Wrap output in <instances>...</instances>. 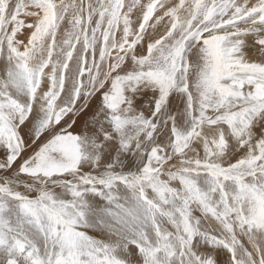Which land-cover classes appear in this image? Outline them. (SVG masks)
<instances>
[{
	"label": "bare ground",
	"instance_id": "obj_1",
	"mask_svg": "<svg viewBox=\"0 0 264 264\" xmlns=\"http://www.w3.org/2000/svg\"><path fill=\"white\" fill-rule=\"evenodd\" d=\"M231 1L0 0V86L6 94L3 98L12 96L10 89H14V95L28 103L24 104L26 108L29 106L18 147L14 149L0 141V172L8 175L18 170L16 165L24 164L29 170H21V178L36 184L47 180L46 176L56 172L60 165L78 167L74 169L80 174L89 169L98 173L95 168L101 165L107 171L119 172L124 180L112 184L106 194L108 201L85 195L71 200L72 207L67 203L80 187L50 186V194L39 199L24 186L11 192L21 201L0 193V264H50L49 260L52 264L57 260L58 264H83L82 260L97 256L113 259L116 264H134L138 259L154 257L152 248L140 245L138 230L149 229L142 227L148 226L149 216L161 220L155 202L146 201V207L139 196L146 193L147 198L151 197L153 190L146 189L155 186H166L182 206L191 205L194 220L201 223L191 241L213 245L216 264H260L264 260L258 255V251L264 255V230L242 226L235 215L232 219L226 216L228 228L227 221L224 224L223 219L205 211V198L201 204L197 202L200 193L211 191V178L196 168L199 158L222 167L232 163L233 158L251 160L256 144L264 147V27H260L264 25V0H236L230 6L231 15L209 28L213 7L229 6ZM247 15L249 18H245ZM234 18L236 25L231 27L228 22ZM257 19L260 23L250 22ZM204 24L206 27L198 34L196 30ZM18 39L22 41L19 46L15 45ZM184 50L191 67L188 76L179 70L175 78L186 77L187 89L169 98L160 97V92L166 90L164 86L170 83L168 74L176 71L173 65L178 64ZM16 67L27 74L30 87H34L28 99L22 78L8 76L18 75ZM4 79H11L7 88L2 85ZM231 79L236 81L232 83ZM201 80H205L204 86ZM210 82L217 87V95L222 94L217 102L221 104L228 96L225 102L231 104L226 103L221 117L211 116V121L203 123L201 117L208 114L205 111L215 107L210 98L213 88L206 86ZM80 90L85 94L83 100ZM199 100L198 121H192ZM73 106L75 114L62 111V121L54 127L57 109ZM160 112L161 125L156 131L163 132L157 146L147 151L149 129L138 134V128L147 126L145 122H157ZM2 113L0 108V119ZM170 116L162 130L164 120ZM10 121L16 125L13 119ZM61 127L69 129L64 132ZM36 135L40 138L34 141ZM141 149L144 152L140 153ZM19 151L26 158L31 156V161H21ZM15 156L11 168L9 163ZM187 170H194L199 176L187 174ZM188 176L195 183L187 181ZM262 179L252 178L249 184L264 195ZM190 186L200 193L185 191ZM220 196L215 195L214 203L221 200ZM54 200L65 210L46 207ZM223 200L232 201L227 203L230 210L233 206L238 208L237 213H244L239 207L242 200L228 195ZM77 201L82 202L81 206L73 209ZM169 203L166 210L171 212L178 203ZM214 208L210 210L219 213ZM74 210L82 216L75 215ZM176 216L173 218L179 217ZM167 218L172 224L163 223L164 230L184 241L183 230L175 231L177 222ZM65 227H71L73 234L65 237ZM239 230L245 231L240 234ZM232 231L236 237H231ZM238 236L243 238L242 249ZM184 252L187 258L194 256L191 250Z\"/></svg>",
	"mask_w": 264,
	"mask_h": 264
},
{
	"label": "rangeland",
	"instance_id": "obj_2",
	"mask_svg": "<svg viewBox=\"0 0 264 264\" xmlns=\"http://www.w3.org/2000/svg\"><path fill=\"white\" fill-rule=\"evenodd\" d=\"M235 1L236 0H232L230 2V4L228 3L229 6H227V4H225L224 6H222L221 4H217L216 6H214L213 7V13H211L213 15V17L211 16L212 19H209L207 26L209 28H213L214 26L216 27V26L220 25L222 21L227 19L231 15L230 6L232 4H234ZM82 12H83V10H82ZM259 17H260V14H257V18H259ZM236 18H234L233 20L228 22L229 25H231V27H234L236 25L235 24V22L237 20ZM245 18H249L248 15L245 16ZM92 19H93V17H92ZM263 19H264V17H263ZM81 21H82V19H80L79 25H80V23L82 24ZM90 21H92L91 18H90ZM250 22L258 24V23H260V20L257 19V20H253V21H250ZM250 22L248 21V23H250ZM204 26L206 27V24L202 25L200 29H197L196 32H198V34L200 32H202L203 29H204L203 28ZM260 27H264V25H262ZM29 28H30V30L32 29L31 25L29 26ZM179 32H180V30H179ZM257 35H259L258 32H257ZM257 35L256 34L254 35L255 38H257ZM21 44H22L21 40L18 39V40L15 41V45L19 46ZM90 44H92V46H93L94 43H90ZM86 52H87V50H84L85 54H86ZM165 52H166V50H165ZM175 54H178V53L176 52ZM188 59L189 58H188L187 51L182 53V55L178 58V60L176 62L178 64L173 65V68H172V69H175L176 71H174L173 75L168 74L169 77L171 76V80L169 81L170 83L167 82L168 83L167 87L164 86V88H166V90H164L163 92H160V97H164L166 95L169 98L170 95H172V94L173 95L174 94H181L187 89L186 77L183 80L182 79L181 80H177L175 77L177 76V73H178L179 70H184L185 71V75L188 76L187 72L190 70V67H191ZM30 65H31V63H30ZM82 66L84 67V61L82 63ZM221 70L223 71V68H221ZM8 76L10 78H12V79L22 78V82L24 84L23 85V87H24L23 90H24V93H25V95H26V97L28 99V97L30 96V93L32 92L34 87H30V84H31L30 81L31 80L28 78L27 74L22 72V71H20L18 69V75L13 76L11 73H9ZM6 81H8V83ZM6 81L4 79V81L2 82V85H4V88L9 87L7 84L11 85V83H10L11 79H6ZM219 81H218V83H219ZM231 81H232V83H234L236 80L231 79ZM4 83H6V84H4ZM204 83H205V80H201L200 81V84L202 86H204ZM218 83H217L216 86H218V88H220L219 87L220 83L219 84ZM191 85H192V83H191ZM206 86H210V88H213V90L210 89V93L212 94L210 98L212 99V101H211L212 106L215 104V107L214 108L210 107V108L207 109V111H205V109H204V111L207 112L208 114L201 117V121H203V123L207 122V121H211L212 119H209V118H211V116L212 117L214 116V118H215V116L216 117H221L222 116L221 112L226 109L227 104L228 105L231 104L230 101H228L229 103L225 102L226 98L228 97L227 95H226L227 97L224 98L225 100L223 99V102L221 100L222 103L219 104L218 103L219 102V98H221L222 94L219 93L217 95V92H218L217 87H215L211 82H210V84H208ZM1 89L2 88L0 86V108H1V113L5 112L6 116L9 117V119L7 117H5V115L2 113V116H1V119H0L1 120V122H0V141L1 142L3 141L1 144L6 143V145L8 147H12V148L15 149L19 145V138H20V134H21L20 133V129H21L22 124H23L22 121H24V119L26 120L28 118V117L25 118V116L29 114L26 111V110H28L29 106H27V108H26L24 104H28V103H25V102L23 103V101L19 98V96L14 95L15 94V90L14 89H10L12 96L4 99L3 96L6 95L5 94V90H3V89L1 90ZM215 90H216V93H215ZM79 96L81 97L82 100L85 98V94H82L81 90L79 92ZM217 97H218V102H217ZM238 100L240 101V99H238ZM166 101H168V100H166ZM82 103H85V102H82ZM200 104H201V100L198 101L197 107H196L195 112H194L195 116L191 117L192 121H193V119L198 121L197 113H198V109L200 108ZM224 104H225V106H223ZM75 106H76V103H75ZM75 106H73V108L67 109V110H66V108H64L61 111H59V109H57V111L55 113V114H57L56 115V122L53 124L54 127H57L58 124L61 123V121H62L61 119L63 117V112L62 111H66L65 114H69V113H73V112H74L73 114H75ZM161 107H162V104L160 106H158L157 113L160 111ZM220 107H222L221 108L222 110L220 109ZM223 108H224V110H223ZM79 112L80 111H78V113ZM154 112H155V110L153 111V114H154ZM161 112L157 116V122H153V123H151V125H148V123L145 122L144 124H147V126L143 125V127L141 129H139L140 127L138 128V131H139L138 134H140L143 131H147L148 129L150 130V131L149 130L147 131L148 133L150 132V135H149V137L147 136V140H146L147 144H145V145H147V151L151 150V146L152 147L157 146L156 144L159 143V138H160L159 136H161L160 133L163 132V131H160L159 133H157V131H156L159 128V126L161 125L159 123L160 122V114H161ZM22 113H23V115L21 116V118H19V116ZM78 113H76V114H78ZM199 116H201V115H199ZM17 117L19 118V120H18ZM171 118H172V116L167 117L164 120V122L162 124L163 125V129L162 130L165 129L167 123L171 120ZM12 119L14 120L16 125H13L11 123L10 120H12ZM10 124H12V125H10ZM68 129L69 128L62 129V127H61L60 130H64V132H65ZM44 131H45V129H44ZM39 135L35 136L36 139L34 141H36L37 139L40 138ZM30 137H33V136H30ZM183 137H185V136H183ZM149 141L150 142L153 141V142L150 144ZM10 142L12 143V146L10 145ZM1 144H0V146H1ZM42 150H40V151H42ZM141 150H140V153L144 152V150H142V151ZM23 151H25V146L24 145H23ZM20 152L21 151H19L18 156L20 157L21 161H26V160L28 162L31 161V159H32L31 156L26 158V157L20 155ZM263 156H264V147L260 146V145L258 146L256 144V152L254 153V157L251 160H248V161L243 160V159H239V158H235V160H234V158H233V159H231L233 164L229 163L230 165L228 164V165L220 167V166H216V165H213V164H211L212 165L211 166L209 164V161L207 162L208 159L206 160L204 158V160H203V158H199L198 162L199 161L200 162H199V165H197L196 168H200L199 170L202 169L203 174H205V175H207L208 177L211 178V184L209 186L211 191L208 190V193L211 196L208 195V193H200V192L196 191L193 188L191 189V186H190L189 190H185V191H191L192 194L200 193V195H198V197H197L198 204H201L202 203L201 200L205 198L206 199L205 200L206 201V205H207V208H205V211H208V213H211V212L214 213L220 220L223 219L221 221H223L224 224L227 223L226 225H227L228 228L230 226V223L228 222L226 216H229V218L232 219L233 216L235 215V216L238 217V220L243 223L242 226H249V228L253 229V230H256V229L264 230V195L259 194L258 190L254 187V185L249 184V180L250 179L255 178V177H260V179H262V177L264 176V157ZM15 159H16V156L9 163L11 168L14 165V160ZM253 161H254V163H253ZM0 162H1V159H0ZM205 162H206V165H205ZM247 164L249 166H247ZM255 164H257V165H255ZM63 166L64 165L57 166V168H56L57 171L56 172L46 176L47 180L44 181V182L47 181L46 183H44V182L43 183H36V184L34 183L35 184L34 185L30 181H27V180L25 181V179L21 178V175L19 174L21 170L22 171H24V170L28 171L29 167L24 165V164L16 165L15 168L18 167V170L14 169L13 170L14 172L12 171L8 175L5 174L3 171L0 172V186H1L0 187V193L4 194V195L7 194V196L9 195L13 199H17L18 201H21L22 200L21 198H17L15 196H13L11 194V192H14V191H16V189H19V188H22V187L25 186V188H27L31 192L36 193L38 195L39 199H40V198H43V197L48 196L50 194L49 192H47V191H49L48 189H49L50 186H56L57 187V186L65 184L69 188L80 187L79 189H77V192L73 193L74 196L69 198L70 201H69V204L67 203V205H71V203L73 201H75V199H77V198L80 199V198H82L85 195L97 196V198L101 197L104 200V202H105L106 199L108 201L109 197L106 196V194H108V191L113 187L112 184H116L117 185V184H121L122 182H124L123 176H119L118 175L119 172H117V171H107V169L104 168L101 165H98L97 168H95V169L99 170L98 173L94 169H89V170H82L83 174L82 173L80 174V172L77 171L78 167L63 168ZM258 166H260V167H258ZM74 168H77V169H74ZM229 170H230V172H229ZM186 172H187V174H189L191 172L190 174L195 175V176H197V175L199 176L198 172H196L194 170H192V171H188L187 170ZM193 172H195L196 174L193 173ZM216 172H217V175H216ZM223 172H224V174H223ZM238 173H239V175H238ZM11 175H15L16 177L15 176L10 177ZM221 175H224V176L222 177ZM116 176H119V177H116ZM56 177H58V178H56ZM16 178H20V180H17ZM58 179L59 180L61 179V181H59ZM70 179H71V182H70ZM144 179H146V178H144ZM149 179L151 181L153 178L150 177ZM51 180H53V181H51ZM184 181L185 180H183V182ZM187 181L195 183V181L193 182V180H190L189 176L187 177ZM74 183H77V184L75 185ZM224 183H228L230 185L228 187H225ZM262 184H264V180L263 179H262ZM127 185H128V183H127ZM150 188L153 191H151ZM147 190H150L153 193V195L151 197L147 198L146 197V193L145 194L142 193V194L139 195L140 199L145 203L146 207L148 206L149 203H151V201H154L155 202L154 203L155 209H157L159 214L161 213L160 217H161L162 221L160 219L157 220L154 217V215H153V218H151V216H149L148 217L149 219L147 218L148 226L142 225V227H149V229L148 230H145V229L141 230L139 228V230H138L139 238L142 239L140 241L141 242L140 245H144V247H147V248H152V252L154 251V257L138 259L134 264H216L215 263V258L213 256V250L215 249L213 245H208L206 243H197L196 241L195 242L191 241L190 237L193 236L194 232L199 231L200 227H201V223L195 221L193 216H192L191 205L185 204L184 206H182L181 203L176 198V195L174 194V192L170 191V189H168L166 186L164 187V189H161L158 186H155V187H149L148 189H146V192H147ZM216 194H220L222 196H220L221 200L219 202L214 203ZM225 195H228V198L230 196L232 199L237 200V201L238 200H242V201H240L241 205H239V207L243 208L244 213H237V209L238 208L237 207H233V206H230L231 207V210H230L228 208L229 205L227 203H231L232 201L228 200L227 202H225L223 200ZM171 197H173V198H171ZM143 199H145V201ZM71 200H73V201H71ZM173 200H177V203L179 204V205L177 204L176 207H178V206L179 207L182 206V207L181 208L178 207L179 209L175 207V209L173 211H171V212L169 211L168 212V210H166L167 206H168V203L170 201H173ZM36 201L41 203L40 200H36ZM146 201L148 202V204H147ZM244 201H245V203H243ZM80 203H82V202H80ZM80 203H78V201H77L75 203V206H74L73 209H75L79 205L81 206ZM0 205H1V203H0ZM46 205H47L46 206L47 208L51 207V208L56 209V210H60V209L65 210L63 207H60L61 204L58 205L55 200H54V202L52 204L48 203ZM72 206L73 205H71V207ZM84 206H86V205H84ZM208 206H210V207H208ZM59 207H60V209H59ZM214 207L217 208L219 213H217V212L215 213V212L210 210V209H212ZM218 207H222V208L220 209ZM232 207L235 209V211H232ZM74 214L75 215L79 214L78 216H82L80 211H77V212L75 211ZM175 214L177 215L176 217H178V215H179V217L174 219L173 217H174ZM167 216L172 217L174 219L173 222H177V227L174 228L175 231H178V230H181V229L183 230L184 241H181V237H180V240H178L177 237H175L173 234L167 233L164 230V227L162 226L163 223L164 224L165 223L172 224V222H170L168 220ZM166 219H167V221H166ZM186 219H187V221H186ZM168 221H169V223H168ZM179 223H182L181 226H180ZM73 224H74V222L72 224H70V225H73ZM65 228H66L65 229L66 232L63 233V235L65 237H68L70 234H73L74 231L71 229V227H69V228L65 227ZM244 231L245 230H239V233L242 234ZM233 234H234V231L231 232V237L235 236V234L234 235ZM240 236L242 237V235H240ZM240 236H238L239 240H240L238 243H239V245L241 246V249H242V243H243L242 240H243V238H241ZM158 238H162V242H158ZM150 242L153 243V244H151ZM156 242H158V243H156ZM221 242L227 247L225 241L222 240ZM262 242L264 243V237L262 239ZM188 243H190V244H188ZM253 243H254V241H253ZM226 247H225V249H226ZM188 250H191L194 253L195 257L191 256V257L187 258L185 256V254H184L185 253L184 251H188ZM248 253L249 252H246L245 254H248ZM258 255L263 260L264 255H262L259 251H258ZM263 261H261L260 264H264ZM49 263L52 264V261L49 260ZM54 263L58 264L59 261L57 260ZM81 263H83V264H116L115 260L108 259V258H105V257H102V256H97V259L91 258V260H88V258H86L85 260H82ZM226 263H227V260H226ZM219 264H222V262L219 261ZM228 264H231V263H228ZM246 264H253V263L250 262V261H247Z\"/></svg>",
	"mask_w": 264,
	"mask_h": 264
}]
</instances>
